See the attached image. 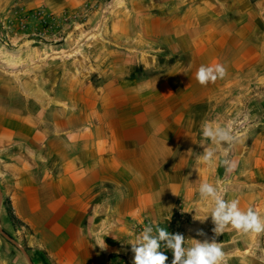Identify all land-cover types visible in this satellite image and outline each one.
Masks as SVG:
<instances>
[{"label": "crops", "instance_id": "0c3cea01", "mask_svg": "<svg viewBox=\"0 0 264 264\" xmlns=\"http://www.w3.org/2000/svg\"><path fill=\"white\" fill-rule=\"evenodd\" d=\"M188 1L177 25L157 26L182 38L179 47L191 55L190 65L177 62L158 75L136 79L114 64L103 71L99 86L90 85L81 96L85 108L77 115L63 110L64 121L48 129L41 126L39 109L19 113L0 101V170L13 179L8 195L16 216L34 234L46 236L42 246L56 264H110V255L132 258V225L166 222L178 207L193 212L201 173L194 167L190 176L187 167L196 158L199 131L190 113L215 95L216 85H200L195 73L201 65L233 68L243 49L237 46L220 59L208 44L201 45L224 19L199 0ZM243 1L223 27L246 37L243 22L264 19V1L252 6ZM136 59L148 72L159 66L154 55ZM246 193L240 209L260 214L264 191ZM234 258L231 264H243Z\"/></svg>", "mask_w": 264, "mask_h": 264}, {"label": "rangeland", "instance_id": "374dc122", "mask_svg": "<svg viewBox=\"0 0 264 264\" xmlns=\"http://www.w3.org/2000/svg\"><path fill=\"white\" fill-rule=\"evenodd\" d=\"M199 1L216 17H223V26L242 8L241 0H207V5L206 0ZM262 1L248 0L249 6ZM188 2L0 0V101L19 113L39 109L41 126L48 129L55 121H64L63 110H73L77 115L79 109L85 108L81 96L90 85L99 86L103 71L114 64L132 74L135 68L144 66L134 63L137 56L147 54L158 58L157 73L167 71L177 62L190 65L191 55L179 47L182 38L170 29L162 33L157 26L177 25V15L186 11ZM243 24L248 27L246 37L235 35L236 30L217 26L211 36L201 40L200 44H208L220 59L229 58L237 46L243 52L233 68L231 65L226 68L227 75L217 79L215 95L190 113L199 131L195 138L196 158L187 166L190 176L192 169L199 166V183L207 181L215 185L220 181L223 198L238 199L239 205L246 191H264V19ZM134 47L141 52H135ZM68 96L71 99H66ZM205 123L231 128L237 140L227 153L224 150L228 144L218 146L202 136ZM207 147L216 149L212 166L197 163ZM225 158L237 163L235 171H225L222 164ZM12 184V176L0 170V264H56L42 246L45 235L34 234L29 227L14 225L10 220L4 202L11 199L8 192ZM255 197L254 194L253 205H257ZM211 203L202 201L197 193L193 212L178 207L166 221L185 236V247L193 244L192 236L201 241L213 238L211 218L199 221L209 215ZM260 214L264 218V208ZM200 231L206 235H197ZM216 241L222 244L228 264L230 256L243 260V264H264V233L238 236L229 226ZM131 254L132 258L110 255L109 262L132 264L134 254ZM165 255L166 264H171L172 253Z\"/></svg>", "mask_w": 264, "mask_h": 264}, {"label": "clouds", "instance_id": "9594fccd", "mask_svg": "<svg viewBox=\"0 0 264 264\" xmlns=\"http://www.w3.org/2000/svg\"><path fill=\"white\" fill-rule=\"evenodd\" d=\"M227 75V69L222 64L213 66L201 65L196 73V81L200 85L215 83L217 79H223ZM202 136L211 140L215 145L228 144L229 147L224 151L227 153L237 137L232 134L231 128L221 127L205 123L202 126ZM216 157V149L207 147L203 154L197 158V163L206 166H212ZM222 164L225 171L231 173L238 167L235 161L227 158L223 159ZM199 172V169H196ZM220 181L213 183L201 182L198 188V195L202 201H211L209 205L210 213L205 219L199 220L204 222L209 217L214 225L212 232L214 234L211 240L203 241L196 239L195 243L185 247V236L181 233H170L168 230L159 227L146 226L142 233L137 236L134 243H131V251L134 254L132 264H166L168 256L165 255L161 248L172 252L171 264H228V256L223 251L221 243L216 241V237L222 235L226 228L230 226L235 230L238 236L250 233H264V218L249 207L241 210L238 199L225 200L223 198V189L219 187ZM175 195V193H173ZM197 235H206L203 231ZM99 247L104 250L107 248L105 241H99Z\"/></svg>", "mask_w": 264, "mask_h": 264}, {"label": "trees", "instance_id": "16d2710c", "mask_svg": "<svg viewBox=\"0 0 264 264\" xmlns=\"http://www.w3.org/2000/svg\"><path fill=\"white\" fill-rule=\"evenodd\" d=\"M138 69V72L141 73V76L142 78L139 77L138 73H137V70ZM162 73V72H161ZM160 73H157V71H151V72H148L146 71L143 66H140V68H135L131 74L132 78H136V79H144V78H148V77H153L155 75H158ZM5 204V207H6V210L8 212V216L10 217V220L12 221V223L14 225H17V226H21V227H27L15 214V211L13 209V205H12V202H11V199L10 198H7L4 202ZM44 255L48 258L47 254L44 253Z\"/></svg>", "mask_w": 264, "mask_h": 264}, {"label": "built area", "instance_id": "2783aa9c", "mask_svg": "<svg viewBox=\"0 0 264 264\" xmlns=\"http://www.w3.org/2000/svg\"><path fill=\"white\" fill-rule=\"evenodd\" d=\"M157 225L161 228L168 230L170 233H178V231L172 228V225L169 222L156 223L153 221H144L142 223L132 225L131 230L136 236H139L146 226H153L155 232V227ZM161 251H163L164 253H172L170 250L164 249L163 247L161 248Z\"/></svg>", "mask_w": 264, "mask_h": 264}, {"label": "water", "instance_id": "95a60500", "mask_svg": "<svg viewBox=\"0 0 264 264\" xmlns=\"http://www.w3.org/2000/svg\"><path fill=\"white\" fill-rule=\"evenodd\" d=\"M9 240H12L8 235H6Z\"/></svg>", "mask_w": 264, "mask_h": 264}]
</instances>
